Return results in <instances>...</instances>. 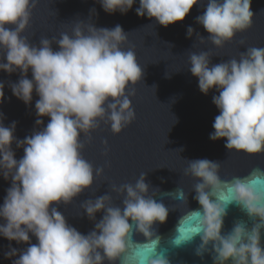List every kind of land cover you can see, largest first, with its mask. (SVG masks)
Masks as SVG:
<instances>
[{"label": "clouds", "instance_id": "obj_1", "mask_svg": "<svg viewBox=\"0 0 264 264\" xmlns=\"http://www.w3.org/2000/svg\"><path fill=\"white\" fill-rule=\"evenodd\" d=\"M95 2L106 14L126 15L136 0ZM202 3L139 0L136 14L167 28L183 22L193 6ZM36 4L37 0H0V71L20 74L9 87L26 106H31L34 92L39 97L35 102L38 130L23 140L15 136L16 122L5 126L0 113V177L10 181L0 205V237L9 241L4 258L11 264H104L105 260L126 264L125 253L135 226V232L146 238L143 247L152 253L148 264H170L168 249L157 251L161 237L154 228L166 222L170 210L162 199L157 200L158 195L149 194L146 173H141L134 185L111 186L123 195L122 207L113 205L109 194L82 202L83 213L95 222L87 234L71 226L59 211L60 205H70L92 188L94 171L97 177L103 172V168L94 170L84 159L81 134L91 139L101 121L110 123L117 134L128 127L135 119L129 97L134 86L142 82L144 72L135 52L122 47L128 34L119 24L104 28L77 20L71 35L62 32L59 39L53 38L55 49L46 37L38 46L30 43L24 33ZM91 13L97 15L94 8ZM253 16L251 0H207L196 23L208 33L207 41L222 48L237 33L251 28ZM193 34L189 26L187 38ZM211 58L207 51L190 52L188 57V71L198 79L200 92L218 93L212 96L219 114L210 140H224L227 150L264 153V47H248L238 59L218 64H212ZM4 89V82H0V104L5 99ZM44 117L49 118L46 126ZM13 144L23 149L19 160ZM185 161L184 174L198 181L193 191L200 208L180 218L171 246L189 245L199 237L195 255L202 258L210 251L213 264H264V169H253L247 177L222 180L220 162L206 158ZM151 189L180 202L187 199L181 187L165 193ZM232 205L252 221L251 228L238 221L222 233ZM100 212L103 216L97 222ZM193 218H198L197 223L185 231L183 225ZM31 237L37 243H32ZM11 242L28 247L18 251Z\"/></svg>", "mask_w": 264, "mask_h": 264}, {"label": "water", "instance_id": "obj_2", "mask_svg": "<svg viewBox=\"0 0 264 264\" xmlns=\"http://www.w3.org/2000/svg\"><path fill=\"white\" fill-rule=\"evenodd\" d=\"M207 0L193 6L183 22L162 27L149 20L146 16L139 17L136 8L139 0L126 15L115 13L106 14L95 0H37L32 11L29 27L24 33L30 43L39 45L41 38L52 40V47L56 48L53 38L59 39L62 32L71 35L75 21L93 23L96 27L113 28L121 25L128 34L127 41L122 45L124 50L135 52L140 66L143 68V79L134 86L133 94L129 97L135 111L134 121L120 133H113L110 123L101 121L100 127L91 132V139L81 134L84 140L82 155L95 168H103L100 176H95L91 189L82 193L70 205L59 206L68 223L82 234L94 229L93 221L83 213L81 204L88 199L109 194L111 203L122 207L123 195L114 192L111 186H120L126 183L135 184L141 173H146V183L151 188H158L161 193L174 192L177 187L184 190L186 200L180 202L171 197L159 196L165 206L169 207V215L164 224L154 225L157 234L161 237L160 248L168 249L170 264H213L211 252L203 257L195 255V248L200 243L199 237L189 245L173 247L170 240L177 234L176 229L180 218L190 210L200 208L194 199V185L198 182L190 175L184 174L187 161L195 159H209L220 162L219 176L222 180H231L233 177H247L253 169H264V153L249 155L235 150H227L225 141L213 142L209 135L214 131L212 125L219 114L212 102V96L218 93L215 90L204 95L198 88V79L188 71L190 52H209L212 64H218L231 58H239L241 52L248 47H264V0H251V10L254 14L250 29L237 33L231 43L217 48L207 41L208 33L196 23V17L203 14ZM97 15H92L91 10ZM191 26L194 34L187 38V28ZM199 36L205 38L201 41ZM3 52L0 51V60ZM6 62V61H5ZM19 73L9 75L0 71V82L5 84V99L0 104V113L3 114V123L10 126L16 122L15 136L23 140L37 129L35 102L39 97L33 93L31 106H26L16 99L9 85L17 82ZM31 79V72L28 73ZM155 89H154V88ZM46 126L49 118L44 117ZM168 141V142H167ZM16 158H22V148L17 149L13 144ZM10 181L0 177V205L3 204L6 190ZM103 212L96 214L98 222ZM198 218H193L184 228L194 227ZM244 221L252 227V221L238 207L232 205L224 220L223 232L231 230L234 222ZM0 223H3L0 220ZM32 243H37L31 237ZM146 238L135 232L133 226L126 250V264H148L152 253L143 247ZM12 247L23 250L27 244L11 242ZM264 244V233H262ZM9 241L0 237V264H11V260L4 258L8 250ZM211 248V246H209ZM124 259V258H122ZM104 264H121V261Z\"/></svg>", "mask_w": 264, "mask_h": 264}, {"label": "snow or ice", "instance_id": "obj_3", "mask_svg": "<svg viewBox=\"0 0 264 264\" xmlns=\"http://www.w3.org/2000/svg\"><path fill=\"white\" fill-rule=\"evenodd\" d=\"M191 228H185V231H190ZM147 250V249H146ZM148 251V250H147Z\"/></svg>", "mask_w": 264, "mask_h": 264}]
</instances>
